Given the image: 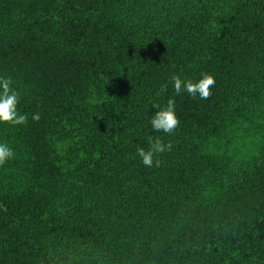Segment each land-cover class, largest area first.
<instances>
[{"label":"trees","instance_id":"obj_1","mask_svg":"<svg viewBox=\"0 0 264 264\" xmlns=\"http://www.w3.org/2000/svg\"><path fill=\"white\" fill-rule=\"evenodd\" d=\"M0 77V264H264V0H0Z\"/></svg>","mask_w":264,"mask_h":264},{"label":"clouds","instance_id":"obj_2","mask_svg":"<svg viewBox=\"0 0 264 264\" xmlns=\"http://www.w3.org/2000/svg\"><path fill=\"white\" fill-rule=\"evenodd\" d=\"M176 94L186 91L190 96L200 99H208L212 95V88L215 86L216 80L211 73H202L198 81L191 79L182 80L179 75H173L171 78ZM13 81L10 77H0V122L21 125L27 124L28 117L17 111L19 103V93L12 87ZM161 92L167 91V84L161 86ZM158 110L152 117L150 124L156 132L166 134L173 133L180 124V119L175 111V100L169 99L166 106L161 107L159 104L154 105ZM32 119L39 121L41 119L39 113H34ZM149 147L147 150L143 147L136 149L137 155L146 167L160 166V160L154 161V156L171 151L172 144H165L160 137H148ZM15 158V152L6 143H0V166L5 165L9 160Z\"/></svg>","mask_w":264,"mask_h":264}]
</instances>
